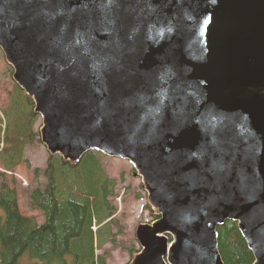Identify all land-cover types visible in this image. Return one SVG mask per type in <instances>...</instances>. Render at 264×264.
<instances>
[{"label":"water","instance_id":"water-1","mask_svg":"<svg viewBox=\"0 0 264 264\" xmlns=\"http://www.w3.org/2000/svg\"><path fill=\"white\" fill-rule=\"evenodd\" d=\"M0 50L49 155L141 178L127 264H224L227 220L264 264V0H0Z\"/></svg>","mask_w":264,"mask_h":264},{"label":"trees","instance_id":"trees-1","mask_svg":"<svg viewBox=\"0 0 264 264\" xmlns=\"http://www.w3.org/2000/svg\"><path fill=\"white\" fill-rule=\"evenodd\" d=\"M38 119L32 100L13 83L8 105L0 110V264H107L96 250L114 244L121 227L110 201L116 180L105 173L98 151L76 163L49 155L45 166L32 171L43 178L42 187L26 190L27 208L39 211L43 221L20 210L16 188L10 185L16 182H8L7 173L22 163L27 166L26 150L40 142L34 131ZM217 233L224 264L254 261L236 222L225 221Z\"/></svg>","mask_w":264,"mask_h":264},{"label":"rangeland","instance_id":"rangeland-1","mask_svg":"<svg viewBox=\"0 0 264 264\" xmlns=\"http://www.w3.org/2000/svg\"><path fill=\"white\" fill-rule=\"evenodd\" d=\"M8 67L9 65L0 50V110L8 105L13 84L12 73L10 74ZM39 126L40 119L36 121L34 131H38ZM48 156L49 154L41 141L34 142L26 150L27 166L22 163L7 173L8 182L12 179L16 182V185L11 183L10 185L16 188L21 212L35 217L38 222L43 221L42 214L27 208V206L31 207L29 204L26 206V190L35 186L42 187L43 178L41 176L35 177L32 171L45 166ZM102 159L105 173L116 180L114 195L110 201L115 207L113 218L118 222L121 231L117 234L114 244L107 243L103 248L96 250V253L105 255L107 264H127L132 258L131 252L133 251L134 254L139 249L135 238L136 227L141 223L151 222L154 213L147 203L140 177L134 174L133 166L128 161L116 157L104 155ZM0 170H2L1 167ZM114 230L116 229L114 228Z\"/></svg>","mask_w":264,"mask_h":264}]
</instances>
